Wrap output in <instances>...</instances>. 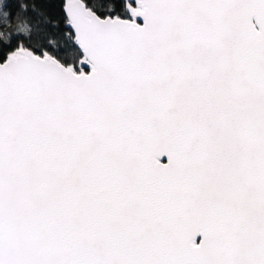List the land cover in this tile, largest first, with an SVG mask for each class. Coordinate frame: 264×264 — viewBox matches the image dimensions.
<instances>
[{"label":"snow or ice","instance_id":"snow-or-ice-1","mask_svg":"<svg viewBox=\"0 0 264 264\" xmlns=\"http://www.w3.org/2000/svg\"><path fill=\"white\" fill-rule=\"evenodd\" d=\"M0 16V264H264V0Z\"/></svg>","mask_w":264,"mask_h":264},{"label":"trees","instance_id":"trees-1","mask_svg":"<svg viewBox=\"0 0 264 264\" xmlns=\"http://www.w3.org/2000/svg\"><path fill=\"white\" fill-rule=\"evenodd\" d=\"M7 24H8V19L4 16H0V25H7ZM21 26H23L22 21H12L13 28L21 27ZM7 34H8V29L6 27L3 32H0V38H7Z\"/></svg>","mask_w":264,"mask_h":264},{"label":"water","instance_id":"water-1","mask_svg":"<svg viewBox=\"0 0 264 264\" xmlns=\"http://www.w3.org/2000/svg\"><path fill=\"white\" fill-rule=\"evenodd\" d=\"M166 159V158H165Z\"/></svg>","mask_w":264,"mask_h":264}]
</instances>
